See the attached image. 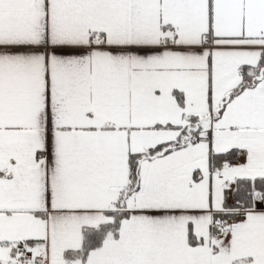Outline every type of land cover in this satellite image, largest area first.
<instances>
[{
	"label": "snow or ice",
	"instance_id": "obj_1",
	"mask_svg": "<svg viewBox=\"0 0 264 264\" xmlns=\"http://www.w3.org/2000/svg\"><path fill=\"white\" fill-rule=\"evenodd\" d=\"M0 264H264V0H0Z\"/></svg>",
	"mask_w": 264,
	"mask_h": 264
}]
</instances>
